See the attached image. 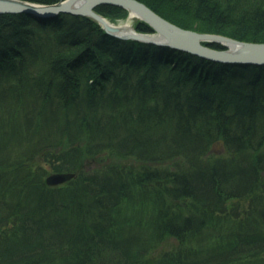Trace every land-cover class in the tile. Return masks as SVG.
I'll list each match as a JSON object with an SVG mask.
<instances>
[{"label": "trees", "instance_id": "16d2710c", "mask_svg": "<svg viewBox=\"0 0 264 264\" xmlns=\"http://www.w3.org/2000/svg\"><path fill=\"white\" fill-rule=\"evenodd\" d=\"M138 1L264 42V0ZM0 264H264V64L0 13Z\"/></svg>", "mask_w": 264, "mask_h": 264}, {"label": "water", "instance_id": "95a60500", "mask_svg": "<svg viewBox=\"0 0 264 264\" xmlns=\"http://www.w3.org/2000/svg\"><path fill=\"white\" fill-rule=\"evenodd\" d=\"M100 4H113L128 9L136 18L149 23L156 30V34L138 33L133 27L125 28L108 22L95 11V7ZM18 12H25L35 17L58 12L85 15L98 21L107 33L121 38L167 44L220 62L264 64V42L242 41L222 34L184 29L164 19L138 0H59L50 4H38L28 0H0V13ZM202 41H216L226 48H211L203 45ZM71 176L72 173H54L49 175L46 181L56 184L64 182Z\"/></svg>", "mask_w": 264, "mask_h": 264}, {"label": "rangeland", "instance_id": "374dc122", "mask_svg": "<svg viewBox=\"0 0 264 264\" xmlns=\"http://www.w3.org/2000/svg\"><path fill=\"white\" fill-rule=\"evenodd\" d=\"M29 1V0H28ZM32 2V1H31ZM34 3H38V2H34ZM38 4H45V3H38ZM168 11H165L168 15H170L173 19H176L178 20L180 17H183V19H185L186 21L184 23H187L190 27L192 28H195V29H204V27L202 26V24L196 20H190V19H187L185 16H182L181 12L180 11H177V10H170L167 8ZM169 12V13H168ZM164 13V12H163ZM127 17V19H121V18H116L115 21L121 23V22H128L130 25H132V20L131 18ZM228 32H232L230 29H227ZM196 31V30H194ZM216 34H219V33H216ZM227 36V35H225ZM247 36H251V35H247ZM85 44H82L81 46H83ZM86 46V45H85ZM260 65V64H259ZM213 149L214 151H221V145L218 143V142H215L213 144Z\"/></svg>", "mask_w": 264, "mask_h": 264}, {"label": "bare ground", "instance_id": "6f19581e", "mask_svg": "<svg viewBox=\"0 0 264 264\" xmlns=\"http://www.w3.org/2000/svg\"><path fill=\"white\" fill-rule=\"evenodd\" d=\"M158 14V13H157ZM131 17H133V14L131 13L130 15H129V18H131ZM162 17V16H161ZM128 18V19H129ZM164 18V17H163ZM165 19V18H164ZM167 20V19H166ZM169 21V20H168ZM117 24H119V25H122V26H125V28H128L129 27V23L128 22H121V23H117ZM189 30H191V29H189Z\"/></svg>", "mask_w": 264, "mask_h": 264}]
</instances>
